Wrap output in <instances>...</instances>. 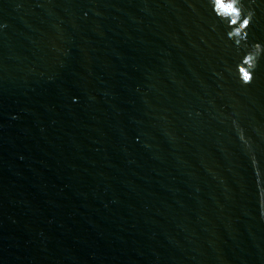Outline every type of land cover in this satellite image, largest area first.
<instances>
[{
	"label": "water",
	"instance_id": "1",
	"mask_svg": "<svg viewBox=\"0 0 264 264\" xmlns=\"http://www.w3.org/2000/svg\"><path fill=\"white\" fill-rule=\"evenodd\" d=\"M225 3L0 0V264H264V0Z\"/></svg>",
	"mask_w": 264,
	"mask_h": 264
},
{
	"label": "snow or ice",
	"instance_id": "2",
	"mask_svg": "<svg viewBox=\"0 0 264 264\" xmlns=\"http://www.w3.org/2000/svg\"><path fill=\"white\" fill-rule=\"evenodd\" d=\"M214 2H215V4L217 5V6H219V8L221 9V10H224V11H226V12H228L229 13V15H237V16H239L240 15V13L238 12V10L236 9V6H235V4L234 3H225V0H214ZM232 23L233 24H236L237 23V21H232ZM243 24H244V27H247L248 26V21L247 20H245L244 22H243ZM245 79L246 80H250L251 79V77L247 74V73H245Z\"/></svg>",
	"mask_w": 264,
	"mask_h": 264
}]
</instances>
